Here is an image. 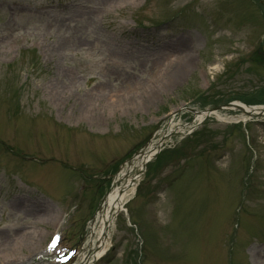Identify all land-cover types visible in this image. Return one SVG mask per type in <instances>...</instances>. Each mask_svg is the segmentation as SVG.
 <instances>
[{"label": "rangeland", "instance_id": "1", "mask_svg": "<svg viewBox=\"0 0 264 264\" xmlns=\"http://www.w3.org/2000/svg\"><path fill=\"white\" fill-rule=\"evenodd\" d=\"M230 102L264 106V0H0V233L39 234L0 264H31L65 206L90 215L168 118ZM218 112L146 165L94 264H264V116Z\"/></svg>", "mask_w": 264, "mask_h": 264}, {"label": "bare ground", "instance_id": "2", "mask_svg": "<svg viewBox=\"0 0 264 264\" xmlns=\"http://www.w3.org/2000/svg\"><path fill=\"white\" fill-rule=\"evenodd\" d=\"M120 2H125L127 0H119ZM190 47H188L189 49ZM186 51L184 54H187ZM117 58L129 59L127 57L116 55ZM132 60V59H130ZM135 61L134 65L128 67L127 69L132 70L134 72H141L143 74H147L148 76L154 75L156 73V69L158 64H147L142 60H133ZM174 67H172V71L168 74H165L164 79H160L162 82H158V86L160 85V89L164 87L167 83L174 84L177 83L180 79L186 78L190 72V67H192L193 60L189 57L187 59H183L179 57L178 60L174 61ZM170 69V70H171ZM138 81V80H137ZM136 82L135 79L123 80L122 83L126 84V89H130L132 85ZM128 85V86H127ZM125 87V86H123ZM147 96L145 99L146 103L153 101V99L158 95L157 88H149L146 87L145 90ZM145 103V104H146ZM238 104V103H237ZM243 115L247 116V113L254 116H264V106H256V107H247L241 105ZM233 108V107H232ZM234 109V108H233ZM193 114V124L203 122L205 118L208 116H215L219 121H226L227 119L223 118V116L219 112H201L200 110H192ZM245 119L247 117H244ZM231 120V119H230ZM229 121V120H228ZM174 118H168L165 122V127L162 131L159 130L158 134L160 137L164 138V140H170L172 136L179 135L180 137H184L188 134L190 130V125H179L175 124ZM160 141L159 140H151L147 145L144 152L136 157H134L129 163H125L122 165L120 171L113 178V187L107 193V197L102 200L99 205V211L95 216L92 224L91 230L92 235L95 234L94 237V245L92 261L87 262V259L84 260V264H93V261L101 257L107 250L109 244V231L113 226V223L117 217V214L120 213V207H124L125 203L133 197L135 193L136 186L138 181L140 180V176L142 175L143 165L152 159L154 153L158 152ZM35 215H39V213L28 214L27 216L35 217ZM55 218V216H54ZM52 218V220L54 219ZM38 236V235H37ZM36 235H31L30 232L25 233H0V244L3 247H7L11 240L15 237H20L22 245L27 246L28 249L33 248V246H37V241L39 237ZM254 255V252H252Z\"/></svg>", "mask_w": 264, "mask_h": 264}, {"label": "water", "instance_id": "3", "mask_svg": "<svg viewBox=\"0 0 264 264\" xmlns=\"http://www.w3.org/2000/svg\"><path fill=\"white\" fill-rule=\"evenodd\" d=\"M227 106H234V105L233 104H228ZM236 107L239 108L238 106H236ZM221 109H223V108L218 106V107H215V108L211 109L210 111L221 110Z\"/></svg>", "mask_w": 264, "mask_h": 264}]
</instances>
